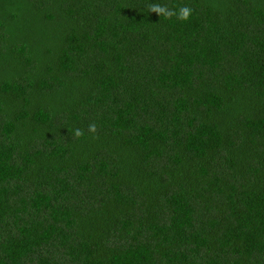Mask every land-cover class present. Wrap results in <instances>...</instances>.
Here are the masks:
<instances>
[{
  "label": "trees",
  "instance_id": "trees-1",
  "mask_svg": "<svg viewBox=\"0 0 264 264\" xmlns=\"http://www.w3.org/2000/svg\"><path fill=\"white\" fill-rule=\"evenodd\" d=\"M0 264H264V0H0Z\"/></svg>",
  "mask_w": 264,
  "mask_h": 264
},
{
  "label": "clouds",
  "instance_id": "clouds-1",
  "mask_svg": "<svg viewBox=\"0 0 264 264\" xmlns=\"http://www.w3.org/2000/svg\"><path fill=\"white\" fill-rule=\"evenodd\" d=\"M147 10L149 12H155L159 14V16H164L165 18H171L172 16H176L177 19L182 20V21H187L191 14H192V9L187 6H181L179 7L178 10H172L169 9L166 5H160L156 3H150L147 5ZM97 125L95 122L89 124L88 126V132L93 134V139L98 138L95 134L97 133ZM73 135L76 138H80L84 135V132L80 128H76L73 130Z\"/></svg>",
  "mask_w": 264,
  "mask_h": 264
}]
</instances>
